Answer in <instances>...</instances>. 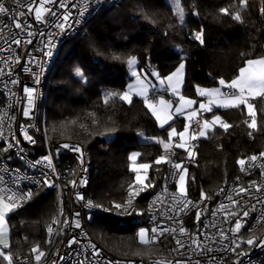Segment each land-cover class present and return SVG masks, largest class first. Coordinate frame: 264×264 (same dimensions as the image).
Masks as SVG:
<instances>
[{"label": "trees", "instance_id": "obj_1", "mask_svg": "<svg viewBox=\"0 0 264 264\" xmlns=\"http://www.w3.org/2000/svg\"><path fill=\"white\" fill-rule=\"evenodd\" d=\"M178 1L183 23L174 0H121L97 10L60 49L46 81L41 142L66 141L88 150L92 166L86 195L97 211L91 214L85 229L96 244L116 257L166 254L162 242L153 246L137 242L138 230L146 227L148 195L141 198L137 211L124 218L114 204L135 182L129 167L131 151L140 154L138 161L150 165L146 177L147 185H151L149 192L162 187L164 162L154 163L162 145L155 139L167 140L170 125L177 132L184 127L181 117L163 128L158 126L138 97H133L131 103L119 96L104 102L108 92L124 93L131 79L128 59L135 57L139 70L154 69L160 77L184 63L181 94L196 104L204 99L196 92L197 86H214L220 79L230 82L245 61L264 55V0H247L246 5L240 0ZM222 9H228V14ZM236 13L240 14L239 21L234 19ZM201 30L203 43L194 38ZM77 67L86 81L75 75ZM157 94L167 96L164 91ZM254 105L257 129L248 128V116L240 109H213L209 118L219 115L231 125L227 131L215 127L207 136L197 138L192 159L183 150L172 148L176 162H184L189 169L187 194L195 198L201 197V191L211 195L235 177L238 160L264 153V100L255 99ZM113 128L115 131H110ZM249 131L253 132L251 137ZM31 191L28 203L11 211L7 219L10 242L3 251L13 260L35 257L38 252L32 249L36 246L43 251L45 229L57 212L54 190L40 187ZM0 264L8 262L0 256Z\"/></svg>", "mask_w": 264, "mask_h": 264}, {"label": "built area", "instance_id": "obj_2", "mask_svg": "<svg viewBox=\"0 0 264 264\" xmlns=\"http://www.w3.org/2000/svg\"><path fill=\"white\" fill-rule=\"evenodd\" d=\"M120 1L55 0L54 3L47 4L46 7L56 12L57 15L52 16L50 13H45L43 21L38 22L34 12L24 17H18L20 12L27 13L30 0H0V3L9 9L8 13L0 14V150L7 148L9 143L13 145L6 152L0 151V161H3L0 163V177H3V180L0 181V190H3L0 191V195L7 197L13 192L20 195L33 188L44 187L49 191L54 190L57 197V212L49 221L53 232L49 234L48 225L44 233L46 244L43 252L45 255L39 262L35 257L28 259L25 256H20L13 260V264H177V262L196 264L197 261L200 264H237L241 260L243 264H264V247L242 243L243 240L252 236H255L258 241L264 239V229H262L264 228V217L261 216V209L264 205L257 203L256 200L257 196L264 198V169L260 167L261 164H264V158H260V154L256 155L258 160L253 162L254 166L251 168L248 165V158L253 155H246L242 158L246 160L245 170L242 171L239 165L235 177L214 190L211 195H206L207 199L201 201V197L195 198L187 194L186 199L192 201V205L179 214H177V206L172 199L173 194L179 196V193L174 190L177 181V176L174 175L177 170L172 166L176 163L174 154L171 155L170 162H164V181L161 188L152 190L150 193L149 187L140 191L143 185H137L135 182L130 185L132 188L129 187L118 203L123 205L129 199L131 191L133 207L137 211L141 198L148 195L145 204L147 238L151 239L153 227L175 230L164 232L163 235L157 233L159 238L155 242L144 243L146 246H153V244L157 245L162 242L166 253L164 255H153L147 258L137 256L129 259L116 257L103 250L86 232L87 220L93 212L97 211L96 207L87 206L89 201L92 202L86 195L89 170L92 166L90 155L88 150L76 143L41 142V139L44 138L42 110L46 95L45 86L60 49L76 35L97 10L110 7ZM61 2L67 4V8L59 7ZM36 3L38 4L39 0H36ZM73 4L76 7H73ZM81 10L85 11L83 17L80 16ZM65 12L71 13V16L67 21L65 31L61 32L56 25L63 22L61 17ZM17 18L22 25H26L23 30L15 28ZM77 20L80 22L75 23ZM29 32L32 33L31 36L28 35ZM15 40H19L20 43H15ZM49 40H52L56 45L51 58L44 55V51L47 50L45 45ZM29 41L31 42L29 43ZM36 75H39V84L35 82ZM12 81H16V83L14 84ZM25 87L37 90L34 104L31 107L28 105L27 95L24 92ZM224 93L230 94L231 90L225 89ZM260 99L264 100V97H260ZM201 103L208 104L203 100L197 102L198 115L189 122L193 132L198 131L197 121L202 123L206 120L207 114L211 112L200 109ZM26 108L29 109L28 116L23 114ZM24 132L32 136L36 143L32 144L26 140ZM17 140L20 141L19 146L16 145ZM196 140L190 142L192 149L196 147ZM65 143L79 146L83 158L81 159V154L78 152L62 148L61 146ZM20 148L24 149L23 161L17 155ZM171 152H173L172 149ZM46 155L52 157L55 172H52L43 163L35 168L29 166L31 162L42 159ZM158 155L160 157L168 155V153L164 148H161ZM8 157H11V160H8ZM8 169H18L19 173L7 171ZM41 173H47L55 186L48 187L33 183V178L40 180L44 178ZM81 179L86 180V183L81 184ZM72 181H76L75 186L71 183ZM252 181L262 188V192L256 193L253 189L251 199L245 194L236 195L234 189L237 186L247 188ZM221 189L224 191L221 192ZM136 192L139 194L135 195ZM77 193L83 199H78ZM226 195H232L233 199L240 200L241 205H246L248 208L253 204L256 205V211L251 212L246 218L247 223L237 236H233L229 229L239 217L229 216L226 222L225 214L239 211L240 206L233 207L226 199ZM28 201L20 202V205L26 204ZM221 203L227 206L225 210H219ZM129 211L135 212L131 209ZM197 211L200 212L199 222L196 218ZM214 211L216 212L215 216L212 215ZM76 212L80 213L78 217L74 215ZM117 213L122 218L130 215L123 208L117 209ZM66 219L68 223L64 224L63 221ZM54 220L60 221V223H53ZM77 221L80 224L79 228L75 227ZM213 224L215 227H212ZM205 225L208 226L205 227ZM180 227L186 229L184 234L180 233ZM221 230L228 237L227 239L222 238ZM177 239L181 241L183 247L176 243ZM233 239L237 244H240L237 252L231 251V248L235 247L232 244ZM70 240L76 242L70 246ZM193 240L196 243H193ZM209 248L211 251H207ZM239 252L246 253V255H237ZM61 257L63 258L61 259Z\"/></svg>", "mask_w": 264, "mask_h": 264}, {"label": "snow or ice", "instance_id": "obj_3", "mask_svg": "<svg viewBox=\"0 0 264 264\" xmlns=\"http://www.w3.org/2000/svg\"><path fill=\"white\" fill-rule=\"evenodd\" d=\"M55 0H39V3H36V0H30V5L27 9V13L24 12H20L18 13V17H24L27 14H31V13H35V19L38 22L43 21L44 19V14L45 13H50L52 16H56L57 13L52 11L50 8H47L46 5L47 4H52L54 3ZM175 3V8L177 11V14L179 16V19L181 21V23H183L184 21V13H183V9L181 8L178 0H174ZM240 4L241 5H246L247 4V0H240ZM73 7H76L75 4L72 5ZM59 7L61 8H67V4L61 2L59 4ZM9 9L7 7H5V5L3 3H0V14H6L8 13ZM222 12H224L225 14H228V9H222ZM262 12H264V9L261 10ZM85 15V11L81 10L80 12V16L83 17ZM71 16V13L69 12H65L63 14V16L61 17L62 19V23H59L56 25L57 28L60 29L61 32L65 31L66 28V24L67 21L69 20ZM234 19L239 21L241 19L240 14L236 13L234 16ZM80 21L77 20L75 21V23H79ZM26 25H22V23L20 22V20L17 18L16 22H15V28L17 29H21L23 30V27H25ZM68 27H70V25H68ZM28 35H32L31 32L28 33ZM41 35H43V33H41ZM194 38L199 41L200 43H203V31H198L194 34ZM15 43L19 44L20 41L19 40H15ZM31 41H29L30 43ZM56 47V45L52 42V40H49V42L45 45V48L47 49L46 51H44V55L46 57L51 58L53 56V49ZM127 64L129 66L130 69H132V75L135 76L137 78V81L140 85L139 89L136 91V94L141 95L144 97V103L145 105L152 111V114L156 117L157 121L160 122V126L163 128L164 125L166 123H168L169 120H172L173 117V113H172V108H173V103L171 101H166L165 99H163L162 97L159 99L158 103L159 106L166 110V115L162 118L160 113L157 111V105L153 102V100L155 99V88L156 85L152 84L151 88L153 89V99H149L148 97V91H149V84H151V82L149 81L148 83H145V80L148 79L149 75L155 76L159 82L160 85H165V81H167V85L166 88L170 89L171 92L173 94H175L176 96L179 97V104L175 107V114L176 115H185L186 119L191 122L193 120V118L197 117L198 115V111L199 110H192L190 112H188L187 114L185 113V108L186 106H191L193 103H195L193 100L191 99H186L183 95L180 94L179 91V86L182 84L183 82V69L185 67L184 63H181L179 65V67L170 75H168L165 78H160L159 73L156 72H151V73H145L144 74V80L140 79V76L138 74V72L135 70V64H136V58L135 57H130L127 61ZM28 70V69H26ZM75 75L79 78H81V80L86 81L87 77L84 75V72L81 70V68L77 67L75 69ZM36 84L40 83V78L39 75H36ZM12 83H16V81H12ZM219 84L221 86L227 87L229 89L234 90L229 96H225L223 93H221L219 88H214V89H200L198 88L197 91L199 93V95L201 96H208L209 97V101L208 104L205 105L203 103L200 104V109H202L203 111H211V104L217 102L219 100L220 102V106H224V107H235V106H239L241 104L246 105L247 107V114L249 117V121H246L247 126L249 129H257V119H256V106L251 103L250 101L257 98V97H264V55H261L259 58L257 59H248L246 61L245 67L240 68L239 70V75L233 79L230 83L225 82L224 79H220L219 80ZM134 86L133 85H129V91H126L124 93H113V92H108L105 97H104V102L107 104L109 99L115 96H119V98L121 100L127 101L128 103H131V93L133 91ZM36 89L35 88H30V87H25L24 88V92L27 95V100H28V105L29 107H31L34 104V100H35V93H36ZM24 116H28L29 115V109H25L24 110ZM217 123H219L220 127L223 128L225 131H227L231 125L223 122L220 118V116H214L213 119L211 121L208 120H204L202 123L200 121H197V126H198V131L194 132L191 136L190 139L195 140L198 137H205L208 135V132L210 129H212ZM170 130L167 133V141H165L164 139H155V142L162 145L163 148L165 149L166 153H168V155H162L159 158H157L155 160V164H161L163 162H170V157L171 155H173L174 153L171 152V149L173 148V138L178 136L180 142L176 143L174 145V147L176 148H181V149H185L186 151H188V158L192 159L195 156V153L193 151H190L187 149L186 147V141H185V137L186 135L189 133V127H190V123L189 124H185L184 125V129L183 131L177 132L175 127H172L171 125L169 126ZM23 130V129H22ZM110 131H115V129H111ZM142 135V134H141ZM253 135L252 131L248 132V136L251 137ZM24 138L26 140H28L30 143L35 144L36 141L33 139L32 136H29L27 134V132H24ZM20 141L17 140L16 141V145L19 146ZM13 145L11 143L8 144L7 148H4L0 151H8V149L12 148ZM62 148L65 149H69L71 151H75L81 154V159L83 158V153L80 149L79 146H74V145H69L67 143L63 144L61 146ZM24 152L23 148L19 149V152L17 153L18 158L23 161L24 160V156L22 155V153ZM57 152H59V149H57ZM140 154L137 152H134L130 155L129 159L133 162V166H132V171L137 172V176H136V181L135 183L137 185H143V187L140 189V191H143L144 188H147L151 185H147L144 184V180L146 179V177H142L139 175V170L143 169V170H147L150 165L146 164V163H142L139 164L138 166L135 165V161L137 160L138 156ZM260 158H264V153H260ZM8 160H11V157L7 158ZM258 160V157L256 155H253L251 157L248 158V165L249 168L253 167L254 164L253 162H256ZM0 163H3V161H0ZM45 164L47 168H49L52 172H55V167L53 165V161H52V157L51 156H44L42 159H37L33 162L30 163V167L35 168L38 165L41 164ZM238 164L241 166V170L244 171V165L246 164V160L245 159H240L238 160ZM173 168H175L177 171L174 173L175 176H178V193L179 196H177L176 194H173L172 199L175 202V205L177 206V214H179L180 212H184L185 210H187L189 208V205H192V201L187 200L186 199V195H187V191H186V177L188 176V169L186 167L183 166V164L181 163H175L172 165ZM260 167L262 169H264V164H261ZM7 171H14L19 173L18 169H8ZM42 177H44L42 180L40 179H35L33 178V183L36 184H41V185H46L48 187H53L55 186L53 181L48 177L47 173H41ZM194 181V177L192 178ZM3 180V177H0V181ZM73 184V186L76 185V181H72L71 182ZM81 184H85L86 180L81 179L80 180ZM132 188V186H130V189ZM255 189L256 193H260L262 192V188L256 184L255 181L250 182V184L248 185L247 188L243 187V186H237L234 191L236 193L237 196L241 195V194H245L247 195L250 199L252 196V190ZM166 190V189H165ZM3 191V190H0ZM224 189H221V192H223ZM139 192H136L135 195H138ZM33 196V193L31 190H29L26 193H22L20 195H17L15 192H13L11 195L5 197L4 195H0V245H3V248H0V256L3 257L4 260H6L8 262V264H13V258L11 254H5V252L3 251L4 248L8 247V244L6 242V236H7V220H6V216L8 214V212L13 211L15 208L20 206V202L26 201V200H30ZM77 198L78 199H83V197L77 193ZM204 199H207L205 193L203 191H201V201H203ZM226 199L228 201H230L231 205L233 207L236 206H240L239 211H233L230 213H226L225 214V221H228V217L232 216V217H239L235 220V223L232 225V227L229 229V231L232 233L233 236H237L238 233H240L241 229L244 227V225L247 223L246 218L249 217L251 212L256 211V205L253 204L251 205L250 208H248L246 205H241V201L240 200H236L233 199L232 195H226ZM257 203L264 205V198L257 196L256 197ZM88 207H93L94 205L92 204L91 201L88 202L87 204ZM194 207L196 205H193ZM114 207L116 209H121L123 208V210L129 214H131V212L129 211L130 209L132 211H135L134 207H133V193L130 191L129 194V199L122 205V204H114ZM226 205L221 203L219 205V210H225L226 209ZM107 210V209H106ZM76 217H78L80 215L79 212H76L74 214ZM213 216L216 215V212L214 211L212 213ZM261 216L264 217V207H262L261 209ZM196 218L197 221L199 222L200 220V212L197 211L196 213ZM171 219V217H170ZM53 223H60V221H53ZM64 224L68 223V220H64L63 221ZM182 223V221H181ZM208 225H205V227H207ZM75 227L79 228L80 224L77 221L75 223ZM212 227H215V225L213 224ZM168 231H175L174 229H168V228H158V227H153L151 229V239H148V230L141 228L139 230V239L141 243H152L155 242L159 237L157 235V233H159V235H163L164 232H168ZM181 234H184L186 232V229H184L183 227H180L179 229ZM48 232L49 234H51L53 232V228L51 225H49L48 227ZM220 235L222 236V238L227 239L228 237L224 234L223 230H221ZM75 240H70L69 241V245L71 246V244L75 243ZM49 243H51V241H49ZM176 243L178 245H180L181 247H183V245L181 244V241L179 239L176 240ZM193 243H196L195 240H193ZM242 243H246L249 246H257V247H264V239L261 240H257V238L255 236H252L251 238H248L246 240H243ZM232 244L235 245V247L231 248V251L233 252H237V249L240 248V244L236 243V240L233 239L232 240ZM199 246V245H198ZM207 251H211V249H207ZM33 253H37L38 254L35 256V259L37 260V262L40 261L41 257H43L45 255V253L43 251H39L38 246L34 247L32 249ZM237 255H246V253L243 252H239L237 253ZM63 257H61L62 259ZM177 264H180V262H177ZM196 264H200L199 261L196 262ZM237 264H243V261H238Z\"/></svg>", "mask_w": 264, "mask_h": 264}, {"label": "rangeland", "instance_id": "obj_4", "mask_svg": "<svg viewBox=\"0 0 264 264\" xmlns=\"http://www.w3.org/2000/svg\"><path fill=\"white\" fill-rule=\"evenodd\" d=\"M179 2V1H178ZM179 4H180V2H179ZM180 6H181V4H180ZM174 7H175V4H174ZM175 11H176V8H175ZM177 12V11H176ZM257 58H259V57H256V58H253V59H257ZM137 59H136V64H137ZM136 64H135V70L138 72V74H139V76H140V79L141 80H144V74L146 73L145 72V70H137V67H136ZM245 64H246V61L243 63V65L241 66V68L242 67H245ZM128 66V65H127ZM240 70V69H239ZM127 71H128V74H129V76H130V78H132L130 81H128L127 82V85H126V88H125V91H129V85H133L134 86V88H133V90H135V91H137L138 89H139V87H140V85H139V83H138V81H137V78L135 77V76H133L131 73H132V69H130L129 68V66L127 67ZM155 72V71H154ZM157 72V71H156ZM239 75V71H238V74L235 76V78L237 77ZM235 78H233V79H235ZM153 78H152V76H148V79L147 80H145V83H148L149 81L151 82V84H149V91H148V96L149 95H152V94H150V92L152 91L153 92V89L151 88V85L152 84H154V82H153V80H152ZM232 79V80H233ZM232 80H230V82L232 81ZM230 82H226V84L227 83H230ZM155 85V84H154ZM199 88V86H197V88H196V92H198L197 91V89ZM214 88H219L220 89V91H221V93H223L225 96H229V95H226L225 93H224V88H227V87H224V86H221L220 84H219V82H218V84L217 85H214V86H210V87H206V88H200V89H214ZM228 89V88H227ZM155 95L157 94V93H159L160 91H163L162 89H156L155 88ZM234 90H232V92H233ZM151 92V93H152ZM131 94H133V93H131ZM199 94V93H198ZM134 95H136V96H138V97H143V96H141V95H138V94H133V96ZM199 96H201V95H199ZM163 98V96H158V99H157V101H159V99L160 98ZM186 99H189V97H187V96H184ZM203 98H205L206 100H208L209 99V97L208 96H202ZM258 98H260V97H257V98H255V99H258ZM163 99H165L166 101H168V99H167V97L165 98H163ZM255 99H253V100H251L250 102L251 103H255ZM179 99H175V101H172V103H173V108H172V113H173V117L175 118V116H177L178 117V115H176L175 114V107L179 104V101H178ZM192 100V99H191ZM156 101V102H157ZM214 104V103H213ZM158 106H159V103H158ZM157 106V111L159 112V111H163L160 115H161V117L163 118L164 116H165V112H166V110H164V109H162L160 106V109H159V107ZM220 108H222V109H227V110H231V109H240L244 114H246L247 116H248V114H247V107H246V105H244V104H241V105H239V106H235V107H224V106H219V107H216V109H220ZM186 109H188V106H186V108H185V113L187 114L188 112H190V111H192V110H194L193 109V107L192 108H189V110H186ZM152 112V111H151ZM160 113V112H159ZM153 115V114H152ZM179 116H181L182 118H183V116L184 115H179ZM153 117L154 118H156L154 115H153ZM185 117V116H184ZM214 117V116H213ZM213 117H212V119H213ZM173 118V119H174ZM195 119V118H194ZM157 120V119H156ZM206 120H208V118L206 119ZM246 121H249V117H247L246 119H245ZM210 121V120H209ZM245 121V122H246ZM169 122H171V120H169L168 121V123ZM157 123H158V126H160V122L159 121H157ZM168 123H166V124H168ZM165 124V125H166ZM217 125V124H216ZM215 125V126H216ZM214 128H212V129H210V130H213ZM199 138H203V137H199ZM140 139H142V140H147V139H152V138H144V137H140ZM190 139V137H188V135H186V137H185V141H186V147H187V149L188 150H190V151H193L194 153H195V150L194 149H192L191 147H190V142H191V140H189ZM165 141H167V140H165ZM180 142V140H179V137L178 136H176V137H174L173 138V141H172V143H173V147H174V145L176 144V143H179ZM174 148H176V147H174ZM179 149H181V148H179ZM181 150H183L186 154H187V157H188V151H186L185 149H181ZM134 152H137V151H131L129 154H128V156L130 157V155L132 154V153H134ZM139 158V157H138ZM138 158H137V160L134 162L135 163V165L136 166H138L139 164H142V163H146V162H140V161H138ZM176 163H181V164H183V166L184 167H186L187 169H188V167L184 164V162H180V161H177ZM146 164H148V163H146ZM132 166H133V162L130 160V169L132 170ZM149 170V168L145 171V170H143V169H140L139 170V175L140 176H142V177H147V171ZM134 172V171H133ZM188 174H189V169H188ZM136 176H137V172H134V181H136ZM178 179H179V177L177 176V181H176V183H175V186H174V190L175 191H177L178 192ZM187 183H188V176L186 177V191L188 192V190H187ZM144 184H147V180L145 179L144 180ZM123 196L124 195H122V196H120V197H118L117 198V200H115L116 202H118V201H120L122 198H123ZM138 213V212H137ZM141 229V228H140ZM138 233H139V230H138V232H137V242H139V244L140 245H143V246H146L144 243H141L140 242V239H139V235H138ZM45 249V247L43 248V250ZM40 251H42V250H40ZM38 254V253H37ZM37 254H35V256L37 255Z\"/></svg>", "mask_w": 264, "mask_h": 264}, {"label": "crops", "instance_id": "obj_5", "mask_svg": "<svg viewBox=\"0 0 264 264\" xmlns=\"http://www.w3.org/2000/svg\"><path fill=\"white\" fill-rule=\"evenodd\" d=\"M182 63V62H181ZM180 63V64H181ZM179 64V65H180ZM179 65L176 67V69L179 67ZM128 67V66H127ZM136 67H137V64H136ZM175 69V70H176ZM137 70H139L138 68H137ZM174 70V71H175ZM156 72V70H154V69H148V70H145V72L146 73H151V72ZM174 71H172L171 73H173ZM183 71H184V69H183ZM157 73V72H156ZM171 73H169L168 75H170ZM150 76H152V75H150ZM167 77V76H166ZM144 78V77H143ZM152 80H153V82H154V84L156 85V89H162L165 93H166V97H167V99H168V101H175V99L177 98V99H179V97L178 96H176L175 94H173L172 92H171V90L170 89H167L166 88V85H167V81H165V85H160V82H159V80L155 77V76H152ZM160 78H165V77H160ZM132 79V78H131ZM130 79V80H131ZM129 80V81H130ZM184 81V80H183ZM182 85H183V82H182V84L179 86V91H180V94H181V88H182ZM200 88V87H199ZM225 89H227V88H224V91H225ZM227 90H231V93H232V89H227ZM124 92H126V91H124ZM152 92V91H151ZM151 92H150V94H151ZM132 93L133 94H136V91L135 90H133L132 91ZM230 93V94H231ZM133 94H131V100L133 99V97H138V96H136V95H134L133 96ZM181 95H183V94H181ZM226 95H229V94H226ZM158 96H163V95H155V99L153 100V102L158 106V101H157V99H158ZM183 96H185V95H183ZM149 97V99H153V97H151L150 95L148 96ZM165 96H163V98H164ZM165 97V98H166ZM202 97V96H201ZM138 98H140V97H138ZM141 99L144 101V97H141ZM190 99V98H189ZM203 100H205V102L206 103H208V101H209V99L208 100H206L205 98L203 99ZM157 101V102H156ZM179 101V100H178ZM127 102V101H126ZM176 102V101H175ZM174 103V102H173ZM145 104V103H144ZM211 106H212V108L213 109H216V107H219L220 106V102H219V100L217 101V102H215L214 104H211ZM159 107V106H158ZM193 107V109H195V110H197V107H196V104L195 103H193L191 106H188V109H186V110H189V108H192ZM159 109H160V107H159ZM220 109H222V108H220ZM151 111V110H150ZM160 112V114L163 112V111H159ZM152 113V112H151ZM165 115H166V112H165ZM217 115V114H216ZM185 116V115H184ZM183 116V118H184V125L185 124H189V121L186 119V117H184ZM217 116H219V115H217ZM178 117H181V116H178ZM175 118H177V116H175ZM174 118V119H175ZM182 118V117H181ZM221 118V117H220ZM194 119V118H193ZM173 120V119H172ZM211 121L212 120V118H209V116H208V121ZM221 120H222V118H221ZM157 121V120H156ZM217 125H219V123H217ZM216 125V126H217ZM215 127V126H214ZM183 129H184V127H183ZM194 132L190 129V127H189V133L187 134L188 135V137H190L192 134H193ZM199 138V137H198ZM189 140H192V139H189ZM162 148H163V146H162ZM11 214V212H8V214H7V216H6V220L8 219V216ZM7 236H6V242H7V244H9V242H10V225L8 224V221H7ZM0 248H3V245H0Z\"/></svg>", "mask_w": 264, "mask_h": 264}, {"label": "clouds", "instance_id": "obj_6", "mask_svg": "<svg viewBox=\"0 0 264 264\" xmlns=\"http://www.w3.org/2000/svg\"><path fill=\"white\" fill-rule=\"evenodd\" d=\"M202 100H203V99H202ZM199 101H200V100H199ZM203 101H205V100H203ZM196 104H197V103H196ZM197 105H198V104H197ZM197 105H196V107H197ZM211 107H212V106H211ZM212 111H213V108H212L211 112H212ZM211 112H210V113H211ZM210 113L207 114V118H208V115H209ZM207 118H206V119H207ZM222 120H223V119H222ZM217 126H218V125H217ZM217 126H215V127H217ZM215 127H213V128H215Z\"/></svg>", "mask_w": 264, "mask_h": 264}, {"label": "bare ground", "instance_id": "obj_7", "mask_svg": "<svg viewBox=\"0 0 264 264\" xmlns=\"http://www.w3.org/2000/svg\"><path fill=\"white\" fill-rule=\"evenodd\" d=\"M89 177V176H88ZM144 229H147V223H146V227Z\"/></svg>", "mask_w": 264, "mask_h": 264}]
</instances>
